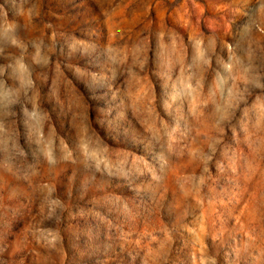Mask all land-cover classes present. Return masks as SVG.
<instances>
[{
    "label": "rangeland",
    "instance_id": "obj_1",
    "mask_svg": "<svg viewBox=\"0 0 264 264\" xmlns=\"http://www.w3.org/2000/svg\"><path fill=\"white\" fill-rule=\"evenodd\" d=\"M0 264H264V0H0Z\"/></svg>",
    "mask_w": 264,
    "mask_h": 264
}]
</instances>
